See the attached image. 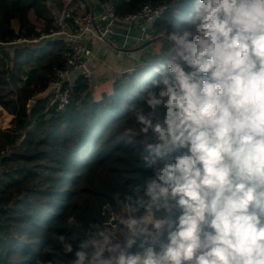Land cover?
<instances>
[{"label":"clouds","instance_id":"9594fccd","mask_svg":"<svg viewBox=\"0 0 264 264\" xmlns=\"http://www.w3.org/2000/svg\"><path fill=\"white\" fill-rule=\"evenodd\" d=\"M189 2L125 132L142 171L68 264H264V0Z\"/></svg>","mask_w":264,"mask_h":264},{"label":"trees","instance_id":"16d2710c","mask_svg":"<svg viewBox=\"0 0 264 264\" xmlns=\"http://www.w3.org/2000/svg\"><path fill=\"white\" fill-rule=\"evenodd\" d=\"M78 2L0 0V107L12 116L0 130V264H68L72 256L63 252L58 237L83 239L90 223L103 222L104 206L115 203L113 194L125 191L142 171L140 147L128 143L125 132L138 130L132 107L155 76L153 62L121 74L113 94L100 101L93 100L85 79L77 77L68 104L58 111L43 94L54 70L64 67L67 50L62 43L10 45L52 27L47 3L75 17ZM112 2L118 16L145 5L165 6L153 25L158 39L190 11L189 0ZM30 14L42 24L39 30ZM70 216L80 221L79 227L67 223Z\"/></svg>","mask_w":264,"mask_h":264},{"label":"built area","instance_id":"2783aa9c","mask_svg":"<svg viewBox=\"0 0 264 264\" xmlns=\"http://www.w3.org/2000/svg\"><path fill=\"white\" fill-rule=\"evenodd\" d=\"M99 12H87L77 17H71L67 10L59 11L50 3L47 8L50 13L52 27L38 36L18 38L10 45H39L47 40H59L67 50V58L62 69H55L53 80L50 83L51 90L50 105H56L58 111L64 109L68 104L70 89L75 79L81 76L85 79L89 89H92L95 76L86 62L92 57L85 40L94 39L99 43H105L106 38L112 33L113 25L116 23L133 25L137 22L148 26L162 17L165 6L145 5L134 14L118 16L112 0L98 2ZM111 43V44H110ZM107 44L113 45L112 42ZM121 78L118 73L114 77V82ZM2 166L0 162V173Z\"/></svg>","mask_w":264,"mask_h":264},{"label":"crops","instance_id":"0c3cea01","mask_svg":"<svg viewBox=\"0 0 264 264\" xmlns=\"http://www.w3.org/2000/svg\"><path fill=\"white\" fill-rule=\"evenodd\" d=\"M78 4V11L86 9V13L99 12L96 0H79ZM161 40L163 39H158L152 26L140 22L130 26L114 24L113 31L106 38L105 43H99L91 38L86 39L85 43L92 53V57L88 59L86 65L92 69L95 76L94 86L90 89L93 100L100 101L104 95L111 96L113 94L116 74L131 73L151 64L156 59L153 50ZM47 41L35 46H42ZM148 41L150 44L140 48ZM107 42H112L113 45L107 44ZM48 90L49 88L43 96H47Z\"/></svg>","mask_w":264,"mask_h":264},{"label":"rangeland","instance_id":"374dc122","mask_svg":"<svg viewBox=\"0 0 264 264\" xmlns=\"http://www.w3.org/2000/svg\"><path fill=\"white\" fill-rule=\"evenodd\" d=\"M82 14H83V11H78V10L77 12L75 11V17L80 16ZM29 17L31 21L34 23V25L39 30L42 27V24L40 22L35 21L34 17L31 14ZM47 93H46L47 95H49V93L51 94V90L49 89ZM11 119H12V116L7 111H5L4 109L0 107V130L6 129L9 126V122Z\"/></svg>","mask_w":264,"mask_h":264},{"label":"water","instance_id":"95a60500","mask_svg":"<svg viewBox=\"0 0 264 264\" xmlns=\"http://www.w3.org/2000/svg\"><path fill=\"white\" fill-rule=\"evenodd\" d=\"M148 44H150V41H148V42H146V43H144L140 48H143V47H145V46H147ZM31 106H33V103H32V105Z\"/></svg>","mask_w":264,"mask_h":264}]
</instances>
